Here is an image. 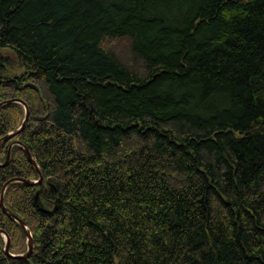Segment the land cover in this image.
Segmentation results:
<instances>
[{"label":"trees","instance_id":"trees-1","mask_svg":"<svg viewBox=\"0 0 264 264\" xmlns=\"http://www.w3.org/2000/svg\"><path fill=\"white\" fill-rule=\"evenodd\" d=\"M11 98L0 264H264V0H0Z\"/></svg>","mask_w":264,"mask_h":264},{"label":"water","instance_id":"water-1","mask_svg":"<svg viewBox=\"0 0 264 264\" xmlns=\"http://www.w3.org/2000/svg\"><path fill=\"white\" fill-rule=\"evenodd\" d=\"M10 102H19L23 105L24 107V110H25V113H24V118L22 120V123L21 125L16 129L14 130L13 132H10L6 135H4L3 137L0 138V144L6 140L10 135L14 134V133H17L19 131H21L24 126H25V123L27 121V118H28V106L26 105V103L21 100V99H17V98H11V99H8L6 100L4 103H10ZM14 144H17L19 146H21L24 150H25V153L28 157V159L30 160V162L33 164V166L35 167L36 171L38 172L39 174V177L38 179L36 180H28V179H23V178H20V177H12L10 179H8L4 185H3V188H2V191H1V194H0V205L1 207L3 208V210L9 215L11 216L14 220H16L20 226L24 229V232H25V235H26V238H27V249L24 253H21V254H17V255H13V254H10L8 252V244H9V237L8 235L0 229V233H2L5 237V246H4V250L6 253L10 254L11 256H16V257H27L31 252H32V248H33V241H32V236H31V232L30 230L28 229V227L26 226V224L22 221V219H20L19 217H17L15 214H13L11 211H9L5 205H4V202H3V193H4V190L5 188L13 183V182H17V181H21V182H24L26 184H38L42 181V175L39 171V168H38V165L36 164V161L35 159L32 157L31 153H30V150L29 148L23 144L22 142L18 141V140H15L13 141L9 146H8V150H7V154H6V157H5V160L4 162L0 163L1 166H4L6 165L9 161H10V156H11V148ZM35 199L38 200V192H36L35 194Z\"/></svg>","mask_w":264,"mask_h":264},{"label":"rangeland","instance_id":"rangeland-1","mask_svg":"<svg viewBox=\"0 0 264 264\" xmlns=\"http://www.w3.org/2000/svg\"><path fill=\"white\" fill-rule=\"evenodd\" d=\"M3 52L4 53H10L9 51H7V50H3ZM21 70L19 69V68H15V69H13V72H16V73H18V72H20Z\"/></svg>","mask_w":264,"mask_h":264}]
</instances>
